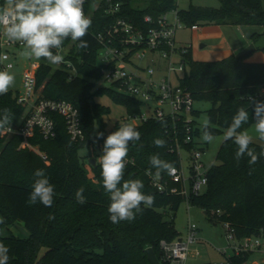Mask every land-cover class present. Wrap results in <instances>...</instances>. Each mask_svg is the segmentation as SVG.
Instances as JSON below:
<instances>
[{
	"label": "trees",
	"instance_id": "16d2710c",
	"mask_svg": "<svg viewBox=\"0 0 264 264\" xmlns=\"http://www.w3.org/2000/svg\"><path fill=\"white\" fill-rule=\"evenodd\" d=\"M112 1L122 4L120 16L139 25L146 15L159 18L177 10L176 0ZM136 1H146V6L136 7ZM218 1V8L191 5L187 10L177 11L187 26L216 24L264 28V0ZM85 7L92 21L83 38L88 42V48L81 49L79 41L65 39L60 49H53L54 54L63 55L64 62L50 64L40 58L36 71V85L41 97L66 100L78 108L85 138L73 141L64 118L57 114L54 115L57 123L55 138L44 139L37 131L29 139V143L38 146L45 156L23 144L21 136L0 132V219L3 220L0 242L9 248L8 264H152L148 259V248L154 250L162 264H172L163 259L161 242L180 239L175 218L186 199L182 195L161 192L154 185L156 169L150 164V157L158 154L174 167L180 165V157L171 151L174 143L169 137L167 122L162 125V121L153 119L134 125L141 133V140L129 144L125 158L123 181L141 180L142 191L154 196L153 205H141L144 211L131 222L113 224L109 219L110 199L103 188L98 147H103L105 138L118 130L119 125L107 130L105 117L110 114V108L97 102L95 97L108 96L116 104L125 106L128 118L141 115L142 111L137 99L110 87L94 91L96 82L102 78L98 63L100 45L95 36L109 28L114 18L106 13L104 0H86ZM261 36L264 33L253 35L255 39ZM248 57L232 55L223 60L198 61L191 52L186 56L182 86L192 93L195 102L212 104L207 111V125L214 136L224 134L239 107H245L249 113V121L240 131L255 125L254 102H264L261 93L264 90V63L248 62ZM5 108L11 112V125H17L25 108L17 103L11 92L0 95V115ZM194 113L200 114L197 110ZM98 133L103 136L98 137ZM196 135H201L200 129ZM157 137L166 141L164 147L153 144ZM183 138L180 132L181 142ZM190 147L185 146L187 150ZM249 147L259 154L264 144L252 141ZM84 149L88 152L81 155ZM236 151L237 146L232 141L222 143L218 162L208 172L206 191L191 197L189 202L200 207L211 223L219 222L226 233L229 225L238 240L264 237V157L249 165L247 155L236 161ZM93 159H96L95 165L91 163ZM37 168L44 169L54 185L51 207L27 202L33 171ZM157 182L170 185L171 179L162 172ZM81 187L87 199L84 205L75 199V193ZM50 214L54 219H49ZM16 223L24 225L28 236L3 234ZM252 254L253 251L233 254L228 258L229 264H246Z\"/></svg>",
	"mask_w": 264,
	"mask_h": 264
},
{
	"label": "built area",
	"instance_id": "2783aa9c",
	"mask_svg": "<svg viewBox=\"0 0 264 264\" xmlns=\"http://www.w3.org/2000/svg\"><path fill=\"white\" fill-rule=\"evenodd\" d=\"M104 1L106 13L114 20L109 28L95 36L100 45L98 63L102 78L110 83L111 89L137 99L141 109L142 106L147 109V115L141 112V115L133 118L140 117L141 123L153 119L167 122L169 137L174 143L171 151L180 157V165L174 167V174L169 175L170 185L157 181H154V185L161 192L182 195L189 202L191 197L206 191L210 168L205 169L202 162L203 150L200 149L197 140L201 135H196L199 130L197 116L194 113L196 102L192 93L182 86L178 74L186 70V56L190 52V46L179 45L176 35L180 29L198 30L200 25L187 26L180 19L177 10H172L159 18L146 15L139 25L119 15L122 8L120 2ZM85 6L86 0L83 11L89 18ZM8 19L10 18L0 22V71L10 72L16 64L11 47L22 49L25 44L9 41L3 34ZM38 67L39 64H33L23 74L25 95L16 98L17 103L25 108V112L17 125H11L13 131L7 134L21 136L23 144L39 152L29 143V139L34 137L37 131L44 139L55 138L57 123L54 115L57 114L64 118L70 138L73 141H83L85 134L78 108L66 100L41 97L36 85ZM175 78L177 83L174 81ZM261 93L264 94V90ZM47 121L52 122L50 130ZM180 132L184 136L182 142ZM186 145L191 146L189 150L185 148ZM182 152L189 155V177L185 175L181 162ZM101 155L103 148L100 149ZM226 227L228 238L237 241L234 254L240 255L264 246L262 242L264 237L238 240L234 230L229 225ZM196 228L194 224L189 225L185 239L162 241L163 259L172 264H186L191 245L197 240Z\"/></svg>",
	"mask_w": 264,
	"mask_h": 264
},
{
	"label": "clouds",
	"instance_id": "9594fccd",
	"mask_svg": "<svg viewBox=\"0 0 264 264\" xmlns=\"http://www.w3.org/2000/svg\"><path fill=\"white\" fill-rule=\"evenodd\" d=\"M85 0H7L8 7L0 9V22L7 20L4 35L9 41L23 42L25 51L22 55L28 58H44L50 64H59L63 57L54 54L53 49H60L65 39L79 41L78 47L88 48V42L83 39L91 26V19L83 11ZM11 68V65L8 66ZM15 82L14 75L8 71H0V95L7 94ZM251 99V98H250ZM255 131L259 139L264 141V102H254ZM249 113L245 107H239L232 116L230 125L224 132V141H232L237 146L235 159L237 162L247 155L249 165L257 163L259 157H264V149L257 154L250 144L253 137L247 131H240L242 125L248 123ZM166 125V122H161ZM11 112L3 109L0 115V132L11 133ZM50 130L52 122L47 121ZM103 133H98L102 137ZM141 140V133L132 124H122L118 130L110 133L104 140L103 155L99 157L103 188L109 194L108 206L109 219L113 224L122 221L131 222L141 214L144 209L141 205L151 207L154 196L145 194L142 189L143 182L139 179L123 181L125 170V158L128 155L129 144H136ZM202 140L211 143L214 140L213 133L208 129L207 123L203 126ZM153 144L156 147H164L166 141L155 138ZM150 164L156 169L153 179L158 181L161 174L172 175L175 168L172 163L162 160L158 154L150 157ZM123 181V183H122ZM55 195L54 185L44 169L37 168L33 171V183L28 196L29 204L41 203L51 207ZM76 202L80 205L87 203L84 196V188L77 189ZM49 219H54L49 215ZM0 223L3 220L0 219ZM9 248L0 242V264H8Z\"/></svg>",
	"mask_w": 264,
	"mask_h": 264
},
{
	"label": "rangeland",
	"instance_id": "374dc122",
	"mask_svg": "<svg viewBox=\"0 0 264 264\" xmlns=\"http://www.w3.org/2000/svg\"><path fill=\"white\" fill-rule=\"evenodd\" d=\"M176 2L178 11L187 10L191 5L207 6L213 8H218L220 5L218 0H176ZM134 6L144 8L146 6V1H136ZM7 7V3L3 4L2 0H0V9H5ZM190 36L191 31L188 30V28L179 30L177 34L179 41H188ZM10 50L14 55L16 64L14 69L9 72L10 74L14 75L15 82L13 86L10 87L8 92H11L16 97L19 95L22 97L25 95L23 74L25 70L31 67V65L39 64L40 59L37 60L34 57L28 58L23 56L22 53L25 51V47L22 49L11 47ZM178 74L182 78L185 72L182 71ZM174 81L177 83L176 78ZM105 87H110V83H108L104 78H101L96 82L94 91ZM95 100L110 108V114L105 117L107 130H111L117 125L120 126L122 124H132L134 126L141 123L140 117L128 118L127 108L123 105L116 104L108 96H96ZM211 107L212 104L210 102L195 103V110L200 112L199 116L196 117V120L201 132V136L198 137L197 140L198 143H200V147L204 149L202 154V162L205 164V169H209L211 166L217 164V154L222 143L224 142V134L214 136V140L211 143L202 140L203 126L205 123L209 124L207 111ZM141 111L143 115H147V109L144 106H142ZM245 131H247L253 137V142L262 145L264 144V141L259 139V134L255 131V125ZM33 147L39 151L37 152L38 154L45 156V154L40 151L38 146ZM98 148L100 150L103 147ZM99 150L97 151L99 152ZM33 151L36 152V150ZM87 152L88 150L84 149L81 151V155H85ZM181 162L185 171V175L189 177L190 161L187 152H182ZM193 224L197 227V240L191 245L190 254L186 264H229L228 258L234 254V247L237 241L228 238L223 226L219 222L211 223L205 212L200 207L192 206L187 200H185L177 211L175 218V228L180 236L179 238L185 239L189 225ZM10 233L20 237H26L29 234L22 223H16L12 225L10 231H3L4 235H8ZM262 242L264 243V238H262ZM246 264H264V246L260 249L254 250Z\"/></svg>",
	"mask_w": 264,
	"mask_h": 264
},
{
	"label": "crops",
	"instance_id": "0c3cea01",
	"mask_svg": "<svg viewBox=\"0 0 264 264\" xmlns=\"http://www.w3.org/2000/svg\"><path fill=\"white\" fill-rule=\"evenodd\" d=\"M188 30L191 31L188 41H179L177 35L176 41L179 45H189L191 55L198 61H217L237 55L257 40L254 34L264 33V28L257 26L216 24H200L198 30ZM248 56V62L264 63V50H256Z\"/></svg>",
	"mask_w": 264,
	"mask_h": 264
},
{
	"label": "water",
	"instance_id": "95a60500",
	"mask_svg": "<svg viewBox=\"0 0 264 264\" xmlns=\"http://www.w3.org/2000/svg\"><path fill=\"white\" fill-rule=\"evenodd\" d=\"M259 49H264V36L251 43L247 48L238 53L237 56L246 57ZM91 163L95 165L96 159H93ZM147 254L148 259L152 264H162L152 248L147 249Z\"/></svg>",
	"mask_w": 264,
	"mask_h": 264
}]
</instances>
